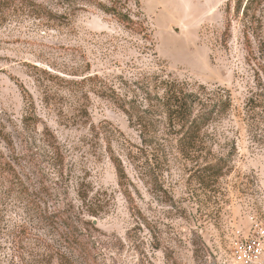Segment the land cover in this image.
<instances>
[{
  "label": "rangeland",
  "instance_id": "374dc122",
  "mask_svg": "<svg viewBox=\"0 0 264 264\" xmlns=\"http://www.w3.org/2000/svg\"><path fill=\"white\" fill-rule=\"evenodd\" d=\"M34 1L61 20H0V264L264 260V0ZM172 87L231 110L183 145Z\"/></svg>",
  "mask_w": 264,
  "mask_h": 264
},
{
  "label": "trees",
  "instance_id": "16d2710c",
  "mask_svg": "<svg viewBox=\"0 0 264 264\" xmlns=\"http://www.w3.org/2000/svg\"><path fill=\"white\" fill-rule=\"evenodd\" d=\"M60 2L66 4H77L78 2H87L93 3L97 5L104 13L115 15L121 22L125 23H133V20L129 18L123 12H119L117 6L118 1L116 0H108L111 3V6L104 4L99 0H59ZM255 0H249V11ZM21 11L27 16H32L35 19H43L46 21H55L61 20L62 16L54 14L47 6L37 3L34 0H0V20L5 21L7 16L10 15L11 12ZM166 95V94H165ZM166 97L168 98V107L170 113V119L176 124L175 126H180L179 121L183 120L184 124L182 128L186 129V133L183 136V145L189 142V146L191 147L194 144L195 136H191L188 140V135L190 137L191 134H195L196 132L201 131L202 128L206 127L209 123V117H214V115H218L220 113L228 114L232 107L231 96L228 93L224 100H210L212 105L207 102H204L202 96L185 93L183 90H178L176 87H172L167 91ZM201 106V109L204 108L205 114L204 116L196 115L197 108ZM212 119V118H210ZM187 136V139H186ZM0 137H3L2 132L0 131ZM6 142V138H2ZM187 145V144H185ZM5 159V158H4ZM8 165H10L8 163ZM119 179L124 177L123 170L120 166H117ZM36 208L40 209V214L44 213L42 211L41 206L37 204ZM65 257V256H64Z\"/></svg>",
  "mask_w": 264,
  "mask_h": 264
},
{
  "label": "built area",
  "instance_id": "2783aa9c",
  "mask_svg": "<svg viewBox=\"0 0 264 264\" xmlns=\"http://www.w3.org/2000/svg\"><path fill=\"white\" fill-rule=\"evenodd\" d=\"M234 254L238 264H264L263 248L256 239L237 242Z\"/></svg>",
  "mask_w": 264,
  "mask_h": 264
}]
</instances>
